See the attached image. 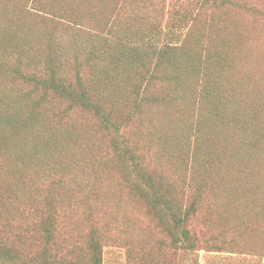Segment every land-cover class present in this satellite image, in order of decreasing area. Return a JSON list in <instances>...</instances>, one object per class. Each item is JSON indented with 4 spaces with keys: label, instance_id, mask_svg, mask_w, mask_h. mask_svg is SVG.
Listing matches in <instances>:
<instances>
[{
    "label": "rangeland",
    "instance_id": "rangeland-1",
    "mask_svg": "<svg viewBox=\"0 0 264 264\" xmlns=\"http://www.w3.org/2000/svg\"><path fill=\"white\" fill-rule=\"evenodd\" d=\"M0 264H264V0H0Z\"/></svg>",
    "mask_w": 264,
    "mask_h": 264
},
{
    "label": "trees",
    "instance_id": "trees-1",
    "mask_svg": "<svg viewBox=\"0 0 264 264\" xmlns=\"http://www.w3.org/2000/svg\"><path fill=\"white\" fill-rule=\"evenodd\" d=\"M210 82H211L210 80L207 81V86L210 84ZM196 99L201 106L212 103L216 110H217V107L215 106L214 101L217 100L220 104L224 105L223 108L227 111L226 113H224V115L229 117V119H230L229 125H231L232 123L236 127L238 125H240L241 122L237 123V119L235 118V111L233 109L234 107L231 104L233 102V98L231 96H229L228 94L217 93V91H214L211 86H208L207 90L204 89L200 93H197V91H196ZM236 161H238V160H236ZM233 168H237V167L233 166ZM191 171H192V173H190V176H193L194 175L193 167H191ZM135 177H136L135 181L139 180V182H138L139 186L146 184L147 187H149V184L151 185V182H147V181L143 180L142 173H138ZM190 178L191 177H189V175H188V177L184 180L186 188H189V186H191L190 184H188L189 183L188 180H190ZM153 199L157 203H159V202H161V200H165V196L162 194H154Z\"/></svg>",
    "mask_w": 264,
    "mask_h": 264
},
{
    "label": "bare ground",
    "instance_id": "bare-ground-1",
    "mask_svg": "<svg viewBox=\"0 0 264 264\" xmlns=\"http://www.w3.org/2000/svg\"><path fill=\"white\" fill-rule=\"evenodd\" d=\"M10 121V120H9ZM11 122V121H10ZM15 124H17V123H15ZM12 127V126H11ZM14 128V127H13ZM19 128V127H18ZM9 129V128H8ZM15 129V128H14ZM12 130V129H11ZM12 132H13V130H12ZM15 134V133H14Z\"/></svg>",
    "mask_w": 264,
    "mask_h": 264
}]
</instances>
